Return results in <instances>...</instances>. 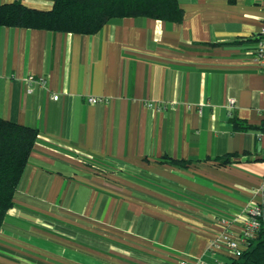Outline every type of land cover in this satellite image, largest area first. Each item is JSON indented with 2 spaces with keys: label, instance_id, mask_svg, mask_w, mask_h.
<instances>
[{
  "label": "crops",
  "instance_id": "0c3cea01",
  "mask_svg": "<svg viewBox=\"0 0 264 264\" xmlns=\"http://www.w3.org/2000/svg\"><path fill=\"white\" fill-rule=\"evenodd\" d=\"M178 2L180 21L122 17L92 34L0 25V118L37 131L0 264L230 262L212 241L264 203V0ZM28 76L45 83L27 91Z\"/></svg>",
  "mask_w": 264,
  "mask_h": 264
},
{
  "label": "trees",
  "instance_id": "16d2710c",
  "mask_svg": "<svg viewBox=\"0 0 264 264\" xmlns=\"http://www.w3.org/2000/svg\"><path fill=\"white\" fill-rule=\"evenodd\" d=\"M135 16L176 22L181 20L183 10L178 0H53L48 10L28 7L21 0L0 4L2 26L83 34L95 33L113 19ZM230 121L236 129L250 128L239 125L234 118ZM257 129L264 132V122ZM36 136L35 128L0 118V229ZM228 159L226 155L223 161ZM171 161L181 166L186 163ZM228 264H264V225L247 241L241 255L231 258Z\"/></svg>",
  "mask_w": 264,
  "mask_h": 264
},
{
  "label": "built area",
  "instance_id": "2783aa9c",
  "mask_svg": "<svg viewBox=\"0 0 264 264\" xmlns=\"http://www.w3.org/2000/svg\"><path fill=\"white\" fill-rule=\"evenodd\" d=\"M253 60L257 68L264 74V26L260 31L254 36V46L252 49ZM27 91H30V83L37 82L40 85H44L45 81L42 77L34 78L33 76H28L26 78ZM264 97V89H263ZM53 99H57L58 95L53 94ZM103 100L101 97L88 95L87 102L93 104ZM234 98L228 100L229 107H233ZM146 105L150 108L157 107L154 102H146ZM242 228L239 233L235 234L230 232L228 229L222 231L215 239L212 241V245L219 246L223 245L230 253L231 258H237L241 255L242 251L246 247L247 241L252 238L258 229L264 225V203L253 202L245 208L243 214ZM178 264H219L204 261L201 259L187 260L181 259Z\"/></svg>",
  "mask_w": 264,
  "mask_h": 264
}]
</instances>
